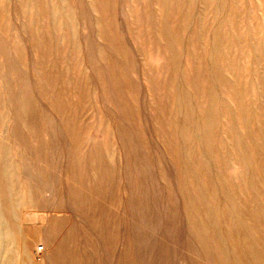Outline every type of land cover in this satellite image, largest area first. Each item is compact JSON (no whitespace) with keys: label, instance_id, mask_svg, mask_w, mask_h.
Wrapping results in <instances>:
<instances>
[{"label":"rangeland","instance_id":"rangeland-1","mask_svg":"<svg viewBox=\"0 0 264 264\" xmlns=\"http://www.w3.org/2000/svg\"><path fill=\"white\" fill-rule=\"evenodd\" d=\"M0 264H264V0H0Z\"/></svg>","mask_w":264,"mask_h":264}]
</instances>
